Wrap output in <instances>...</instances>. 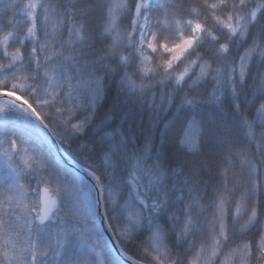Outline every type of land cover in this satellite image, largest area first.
Returning <instances> with one entry per match:
<instances>
[{
  "label": "snow or ice",
  "instance_id": "obj_1",
  "mask_svg": "<svg viewBox=\"0 0 264 264\" xmlns=\"http://www.w3.org/2000/svg\"><path fill=\"white\" fill-rule=\"evenodd\" d=\"M0 114V264H264V0H0Z\"/></svg>",
  "mask_w": 264,
  "mask_h": 264
},
{
  "label": "trees",
  "instance_id": "obj_2",
  "mask_svg": "<svg viewBox=\"0 0 264 264\" xmlns=\"http://www.w3.org/2000/svg\"><path fill=\"white\" fill-rule=\"evenodd\" d=\"M240 51H243V49H241ZM233 58H235V54H234ZM253 71H255V69H253ZM191 83L192 82L189 81L188 85H185V87L183 88L182 91L177 90V92L173 93V95L177 97L175 103L178 106L180 103V99L184 98L185 95L188 94L187 99L188 100L194 99V103L191 106L185 105V111L197 113L198 114L197 118L198 119L203 118V120L205 122H214L218 117V113H216L215 105H213L211 102H209L206 96H204V98L201 99V97L203 96V94L205 92H207L209 94L211 93V83H209L203 87H199L195 91H193L189 87V85H191ZM248 84L249 85L252 84L251 79L248 80ZM169 91H171V89H169ZM246 91H248V94L250 96L252 89L249 88V89H246ZM114 102H115V93L113 92L112 94L109 95V97H108L107 101L104 103V107L101 111L103 112L106 110H112ZM177 114L178 113H177L176 107H172L167 112L161 113L160 115L161 116H169V118H171L172 115H177ZM0 115H1L0 120H2L3 116H2V114H0ZM129 116H132L134 119H129ZM253 117H254V113L249 115V119H252ZM189 118H190V116H189ZM148 120H149V113L142 111L141 105L139 103H137L135 100H133L131 103H128L127 101H125L124 104H121L116 108V119H115V123L113 124V127H118V126L123 125L125 130L135 131L136 136L141 137V142H142V129L147 127ZM8 123H9V126L14 125L16 129L21 130V132L18 134H23L22 130H23L24 126L22 123V118L20 120H18L17 114H9ZM133 123L135 124L134 129L129 127ZM236 135H237L238 142L240 144H244L247 146L246 138L243 137L242 135H240L239 132H237ZM54 137L57 140V142H58L59 146L61 147V149L63 150V152L71 160H73L74 162L79 164L77 161H78V159H82V157H80L79 153L76 150L77 142H75L73 140H64L63 142H61V140H59L57 138V136H54ZM47 149H48V147L45 148V151H47ZM190 159L195 160V157H190ZM237 171H239V168H237ZM261 182L264 183V175L261 176ZM235 196H236V198H239L240 193L236 192ZM262 204H264V200H262ZM237 228H238V226H237ZM254 233H255V229H253L252 233L248 234V237L251 238V236ZM125 251L128 252L129 256H134L137 259H139L136 247H133L131 249H126Z\"/></svg>",
  "mask_w": 264,
  "mask_h": 264
},
{
  "label": "water",
  "instance_id": "obj_3",
  "mask_svg": "<svg viewBox=\"0 0 264 264\" xmlns=\"http://www.w3.org/2000/svg\"><path fill=\"white\" fill-rule=\"evenodd\" d=\"M47 146L48 148H51L53 153L57 154V158L60 159L61 157H63L62 159V163H64V165L70 170V171H79L80 166L78 164H76L75 162L71 161L62 151V149L60 148L59 144L57 143L56 139L51 136L50 139L47 142ZM106 240L108 239V236H105ZM111 246H113L114 251H115V255H117L119 257V259L121 260V264H132V261L129 260V256H125L123 255V253L119 250V247L116 246L114 244V242H112Z\"/></svg>",
  "mask_w": 264,
  "mask_h": 264
},
{
  "label": "rangeland",
  "instance_id": "obj_4",
  "mask_svg": "<svg viewBox=\"0 0 264 264\" xmlns=\"http://www.w3.org/2000/svg\"><path fill=\"white\" fill-rule=\"evenodd\" d=\"M1 116V115H0Z\"/></svg>",
  "mask_w": 264,
  "mask_h": 264
}]
</instances>
